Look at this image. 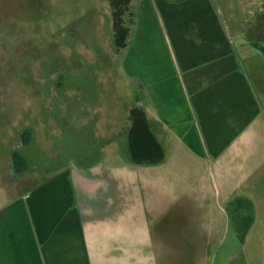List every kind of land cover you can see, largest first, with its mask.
I'll return each instance as SVG.
<instances>
[{"label":"crops","instance_id":"0c3cea01","mask_svg":"<svg viewBox=\"0 0 264 264\" xmlns=\"http://www.w3.org/2000/svg\"><path fill=\"white\" fill-rule=\"evenodd\" d=\"M260 11L240 24L224 0H132L135 24L113 71L163 147L153 166L123 164L111 123L87 118L101 158L15 173L13 149L52 144L55 115H41L58 104L63 75L41 69L43 108L20 60L5 62L0 264H264V54L245 40ZM237 197L252 202L254 223L227 253L226 206Z\"/></svg>","mask_w":264,"mask_h":264},{"label":"rangeland","instance_id":"374dc122","mask_svg":"<svg viewBox=\"0 0 264 264\" xmlns=\"http://www.w3.org/2000/svg\"><path fill=\"white\" fill-rule=\"evenodd\" d=\"M224 1L232 5L240 24L254 10L264 13V0ZM89 5L93 8H88ZM116 52L109 0H0V71L8 60H20L25 73H30L27 81L32 84L31 90L45 97L43 108L49 107V100L41 69L46 74L59 68L63 75L54 80V86L57 81L62 84L58 104L53 106L52 114L48 110L41 115L44 118L55 115V127L48 130L49 134L52 132L49 136L52 144L39 140L23 150L13 149L27 158L28 172L50 171L101 158L104 145L97 143L93 125L84 127L87 118L111 123L110 135L115 134L116 153L123 164L131 163L128 110L138 105L127 82L114 75ZM27 81H24L26 85ZM39 108L37 101L38 112ZM35 109L33 115L37 116ZM5 136L4 126L0 124V148ZM240 249L241 242L233 228L221 251Z\"/></svg>","mask_w":264,"mask_h":264},{"label":"trees","instance_id":"16d2710c","mask_svg":"<svg viewBox=\"0 0 264 264\" xmlns=\"http://www.w3.org/2000/svg\"><path fill=\"white\" fill-rule=\"evenodd\" d=\"M132 0H110L112 14V29L114 46L117 52L128 47L131 28L135 24L134 14L131 12ZM129 16V19L126 17ZM246 42L264 54V13L256 15L254 21L245 32ZM130 128L128 131V148L131 161L138 166H153L165 159L163 147L152 133L146 113L141 108H133L129 114ZM31 135H22L23 144L30 142ZM15 173L21 174L28 170L26 159L18 152L13 153ZM233 228L241 243L254 223V208L251 201L235 198L226 206Z\"/></svg>","mask_w":264,"mask_h":264}]
</instances>
